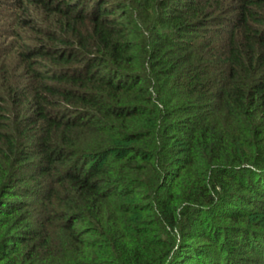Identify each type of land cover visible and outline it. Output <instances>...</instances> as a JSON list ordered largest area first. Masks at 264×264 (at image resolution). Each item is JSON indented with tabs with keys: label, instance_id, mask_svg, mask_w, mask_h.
<instances>
[{
	"label": "trees",
	"instance_id": "trees-1",
	"mask_svg": "<svg viewBox=\"0 0 264 264\" xmlns=\"http://www.w3.org/2000/svg\"><path fill=\"white\" fill-rule=\"evenodd\" d=\"M0 264H264V0H0Z\"/></svg>",
	"mask_w": 264,
	"mask_h": 264
}]
</instances>
